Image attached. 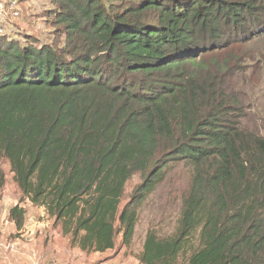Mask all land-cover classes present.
Instances as JSON below:
<instances>
[{"label":"trees","instance_id":"16d2710c","mask_svg":"<svg viewBox=\"0 0 264 264\" xmlns=\"http://www.w3.org/2000/svg\"><path fill=\"white\" fill-rule=\"evenodd\" d=\"M49 2L62 50L0 37V190L5 162L15 227L26 199L82 252L117 237L130 248L140 207L180 166L174 229L149 228L138 262L264 264V135L233 87L264 0Z\"/></svg>","mask_w":264,"mask_h":264},{"label":"rangeland","instance_id":"374dc122","mask_svg":"<svg viewBox=\"0 0 264 264\" xmlns=\"http://www.w3.org/2000/svg\"><path fill=\"white\" fill-rule=\"evenodd\" d=\"M1 1L4 5L2 12L4 17L1 16V18L6 19L5 24L0 25V30L5 33L3 36L19 42H22L23 38L34 37L40 44L47 42V45L55 48L61 50L64 48V36L55 30L56 26L51 22L54 18L49 14V11L53 9L49 0H17V8L11 15H9L8 4L5 3L9 1ZM240 53L251 57L249 64L245 67V73L240 74V77L233 82L235 91L245 98L243 123L245 126L249 125L251 130L255 129L264 135V33L260 34L258 40H253L245 47L244 51L240 50ZM2 170L6 177V183L0 190V219H2L0 220V237L3 239H35L32 243L34 252L32 264L68 262L65 260V253L75 249L76 245L72 243L71 239H60L62 237L60 228L54 227L51 222L43 219L36 209L26 203V199L21 202V205L25 206L23 228L18 230L14 223L11 224L8 210L20 201L21 195L16 189L5 162L2 164ZM166 173L164 183L147 197L140 207L133 242L130 248L126 249V252L132 256H137L141 250L145 233L149 228L156 227L163 233H171L174 229L180 207V197L188 187L189 178L180 166L170 168ZM140 183L141 179L138 174L127 182L121 207L127 202L132 190ZM4 210L5 214H3ZM4 222H8L10 225L2 226ZM33 223L40 226H33ZM119 248L120 239L117 237L116 249ZM90 255L91 253L84 252V259H79L74 263L87 264V258ZM75 256L76 252H74Z\"/></svg>","mask_w":264,"mask_h":264},{"label":"crops","instance_id":"0c3cea01","mask_svg":"<svg viewBox=\"0 0 264 264\" xmlns=\"http://www.w3.org/2000/svg\"><path fill=\"white\" fill-rule=\"evenodd\" d=\"M37 212L42 217L41 209H39ZM3 214H5V210L3 211ZM12 223L13 222L11 221V224ZM7 225L10 224H8V222L2 223V226H7ZM33 226H40V225L33 223ZM61 235L62 237L60 239H71L69 235H63V234ZM34 241L35 239H29V238L3 239L2 237H0V264H32V259L34 260L32 243ZM74 248L75 249H72V251H67L65 253L64 257L65 260L68 262L64 263L63 261V264H75L74 261L78 262L79 259L80 260L84 259V252L80 251L77 246ZM126 249L127 248L125 246L120 245L119 249L115 248L114 250H109L104 253L91 252V255L87 258V264H140L137 260V256H132L130 253H127ZM59 251L61 252V250ZM73 251L76 252V256L78 257L76 256L74 257ZM140 252L141 250L139 251V253ZM139 253L137 255H139ZM61 258H63V256H61Z\"/></svg>","mask_w":264,"mask_h":264},{"label":"built area","instance_id":"2783aa9c","mask_svg":"<svg viewBox=\"0 0 264 264\" xmlns=\"http://www.w3.org/2000/svg\"><path fill=\"white\" fill-rule=\"evenodd\" d=\"M9 2H5L8 4V11H9V15L13 14L17 8V0H8ZM3 8H4V5L2 3V1L0 0V25H2V23H4L6 21L5 18H1L4 17L3 15ZM5 14V13H4ZM14 19H17V18H14ZM3 35H5L4 31L3 30H0V37H2ZM22 207L25 209V206L22 205ZM42 211V217H43V210L41 209ZM47 264H57L56 262H49Z\"/></svg>","mask_w":264,"mask_h":264}]
</instances>
